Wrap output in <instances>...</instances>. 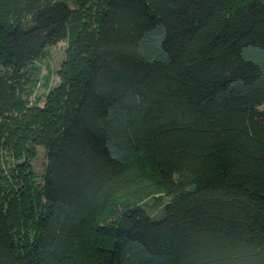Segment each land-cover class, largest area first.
I'll return each instance as SVG.
<instances>
[{
    "label": "trees",
    "instance_id": "obj_1",
    "mask_svg": "<svg viewBox=\"0 0 264 264\" xmlns=\"http://www.w3.org/2000/svg\"><path fill=\"white\" fill-rule=\"evenodd\" d=\"M262 105L264 0H0V264H264Z\"/></svg>",
    "mask_w": 264,
    "mask_h": 264
},
{
    "label": "rangeland",
    "instance_id": "obj_2",
    "mask_svg": "<svg viewBox=\"0 0 264 264\" xmlns=\"http://www.w3.org/2000/svg\"><path fill=\"white\" fill-rule=\"evenodd\" d=\"M67 45V41H62L46 48V54L42 59L29 63L25 67L29 79V83L26 84L28 93L24 96L27 106H42L48 91L60 81V73L66 57ZM258 109L264 110V105L259 106ZM26 160L33 174H35L34 183L38 184L40 182V175L45 167L43 149L36 147L34 157H30L29 155L24 156L18 160V163L22 164ZM14 162L16 161L12 158L11 154L3 152L2 156L0 155V176L8 174L13 169ZM144 207L153 218L158 217L162 213L161 208L152 207L150 200L146 201Z\"/></svg>",
    "mask_w": 264,
    "mask_h": 264
}]
</instances>
